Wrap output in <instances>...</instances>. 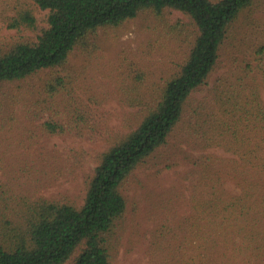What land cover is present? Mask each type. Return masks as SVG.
I'll list each match as a JSON object with an SVG mask.
<instances>
[{"label":"rangeland","instance_id":"obj_1","mask_svg":"<svg viewBox=\"0 0 264 264\" xmlns=\"http://www.w3.org/2000/svg\"><path fill=\"white\" fill-rule=\"evenodd\" d=\"M46 14L36 8L34 28L0 17V46L34 40ZM197 33L179 10L144 9L88 34L61 65L0 83V215L28 199L80 205L101 153L154 107ZM261 42L264 0H256L166 144L123 181L111 264H264V173L239 171L246 150L264 162V122L253 110L264 105V75L246 67ZM49 120L61 131L48 130Z\"/></svg>","mask_w":264,"mask_h":264},{"label":"trees","instance_id":"obj_2","mask_svg":"<svg viewBox=\"0 0 264 264\" xmlns=\"http://www.w3.org/2000/svg\"><path fill=\"white\" fill-rule=\"evenodd\" d=\"M256 0H0V17L10 28H34L35 10H46V26L34 40L0 46V83L25 78L41 69L61 65L76 44L102 26H116L141 10L160 14L183 12L198 33L179 71L169 78L159 99L117 143L100 155L83 202L76 205L45 198L28 199L14 214L0 215V264H111L107 237L126 209L120 190L127 176L166 144L181 120L189 95L215 68L220 49L238 17ZM264 75V42L254 50ZM264 122V105L253 106ZM51 132L61 126L46 121ZM264 132V123L263 129ZM256 157L254 161L252 156ZM249 168L264 173V162L253 151L242 153Z\"/></svg>","mask_w":264,"mask_h":264}]
</instances>
